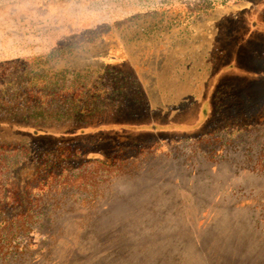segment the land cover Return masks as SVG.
I'll return each instance as SVG.
<instances>
[{
  "label": "rangeland",
  "instance_id": "obj_1",
  "mask_svg": "<svg viewBox=\"0 0 264 264\" xmlns=\"http://www.w3.org/2000/svg\"><path fill=\"white\" fill-rule=\"evenodd\" d=\"M254 4L261 0H0L2 66L149 12L215 20L195 35V71L182 82L174 64L159 72L166 57L153 52L141 78L146 106L104 113L96 121L113 127L63 140L82 153L53 171L55 185L26 191L23 202L41 207L25 231L0 238V264H264V169L255 163L264 156V24L237 47L226 32H247L249 14L235 8ZM12 133L0 132V143H23ZM43 144L28 160L18 146L0 152V209L13 206L15 180L34 173Z\"/></svg>",
  "mask_w": 264,
  "mask_h": 264
},
{
  "label": "trees",
  "instance_id": "obj_2",
  "mask_svg": "<svg viewBox=\"0 0 264 264\" xmlns=\"http://www.w3.org/2000/svg\"><path fill=\"white\" fill-rule=\"evenodd\" d=\"M255 6L235 8L239 13L246 10L249 14L247 32L226 28L236 47L245 43L251 28L264 24V0L257 6L261 10H253ZM232 20L239 21L237 13L228 18L229 22ZM214 21L210 13L202 11L149 12L121 23L91 27L63 47L0 65V132L9 130L23 142L0 143V152L18 146L28 160L35 143H44L45 147L38 152L36 168L29 179L16 178L13 206L0 209V214L9 215L0 218V238H12L25 231L37 212L33 208L40 209L39 201L36 207L31 202H23L26 191L55 185L60 177L53 171L70 167L64 165L82 153L77 147H63V140L113 127L102 120L96 121L104 113L118 112L136 103L146 106L144 94L148 85L141 78L144 71H150L147 64L153 52L166 57L159 72H171L174 64L172 67L182 82L187 71H195L194 61L188 56L199 53L195 35L205 33ZM201 38L207 39L205 35ZM211 42L210 46L214 40ZM183 53L187 56L181 57ZM51 142L57 144L55 150L47 149ZM93 156L98 159L97 164L104 166L100 161L103 154ZM255 163L264 169V156Z\"/></svg>",
  "mask_w": 264,
  "mask_h": 264
}]
</instances>
